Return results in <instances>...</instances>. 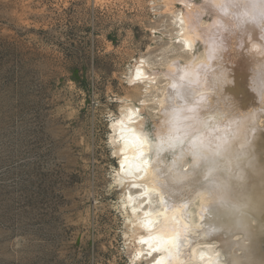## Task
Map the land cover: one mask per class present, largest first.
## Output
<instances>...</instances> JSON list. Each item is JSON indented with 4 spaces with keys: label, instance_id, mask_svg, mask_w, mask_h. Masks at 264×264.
Returning a JSON list of instances; mask_svg holds the SVG:
<instances>
[{
    "label": "rangeland",
    "instance_id": "1",
    "mask_svg": "<svg viewBox=\"0 0 264 264\" xmlns=\"http://www.w3.org/2000/svg\"><path fill=\"white\" fill-rule=\"evenodd\" d=\"M218 2L0 0V264H133L136 225L122 206L124 186L114 180L111 120L134 104L156 140L170 105L187 104L176 93L185 81L175 79L194 67L199 78L188 87L211 86L200 92L198 109L228 103L222 87L239 68L232 59L248 51V24L235 26ZM186 21L197 39L186 41ZM215 39L220 51L211 56L206 43ZM140 59L152 75L132 85ZM240 71L238 87L245 83ZM250 94L240 89L246 110L236 112L261 111L250 125L259 135L264 101ZM151 259L144 252L134 264Z\"/></svg>",
    "mask_w": 264,
    "mask_h": 264
},
{
    "label": "bare ground",
    "instance_id": "2",
    "mask_svg": "<svg viewBox=\"0 0 264 264\" xmlns=\"http://www.w3.org/2000/svg\"><path fill=\"white\" fill-rule=\"evenodd\" d=\"M218 1L219 11L230 13L229 20L235 26L248 24L243 30L248 51L244 50L237 62L232 59V65L239 68L231 71L227 86L222 87L225 92L221 97L229 104L220 106L215 101L214 108L206 113L198 109L197 104L203 100L200 92L211 86L188 87L199 78L192 66L193 71H179L178 79L174 78L185 81L176 93L179 102L187 104L170 105L158 126L156 140L137 120L139 109L134 104L124 105L111 120L110 142L118 157L114 180L124 186L122 206L136 225L138 246L133 264L144 252L152 256L149 264L161 260L163 264H264V134L255 135L250 129L261 111L252 106L249 111L236 112L246 102L239 95L244 86L252 100L264 101V38L260 31L264 29V0ZM192 22H185L186 41L200 36ZM218 40L206 43L207 54H218ZM143 62L138 60L132 69V85L152 75L147 76ZM243 69L247 71L242 74L245 83H238V87L236 80ZM131 186L139 189L131 191ZM153 193L159 205L152 202ZM258 230L259 240L255 239ZM177 233L179 250L174 243ZM157 238L163 239L166 248Z\"/></svg>",
    "mask_w": 264,
    "mask_h": 264
},
{
    "label": "snow or ice",
    "instance_id": "3",
    "mask_svg": "<svg viewBox=\"0 0 264 264\" xmlns=\"http://www.w3.org/2000/svg\"><path fill=\"white\" fill-rule=\"evenodd\" d=\"M262 134H264V130H262ZM157 239H158V242L161 245V247L166 248V245H165V242L163 241V239H160V238H157ZM148 242L149 241H142V243H148ZM174 243H175V247L177 248V250H179V248H180V236H179V233L176 234ZM160 250H161L160 248L156 249V251H160ZM158 264H163V261L162 260L159 261Z\"/></svg>",
    "mask_w": 264,
    "mask_h": 264
}]
</instances>
